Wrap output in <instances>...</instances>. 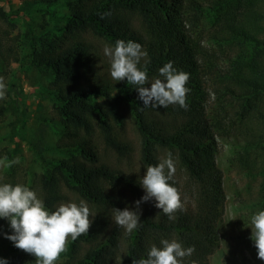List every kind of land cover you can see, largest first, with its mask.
<instances>
[{"label": "trees", "instance_id": "16d2710c", "mask_svg": "<svg viewBox=\"0 0 264 264\" xmlns=\"http://www.w3.org/2000/svg\"><path fill=\"white\" fill-rule=\"evenodd\" d=\"M33 1L62 23L40 36L25 34L33 42L28 58L50 78L43 96L51 102L54 119H41V123L57 122L59 139L54 150L60 156L41 157L45 168L29 183L21 181L13 166L7 171L0 167V185L29 187L50 212L69 198L77 205L80 201L87 204L92 226L75 241L68 239L59 264H132L147 258L153 245L162 247L163 239L176 240L185 249L195 248L183 264H196L198 254L211 256L217 247L215 225L221 193L214 164L215 135L238 142V167L257 181L250 214L236 220L235 226L247 240L252 257L244 264H264L250 239L251 218L264 211V0ZM59 3L65 11L54 14L51 8ZM0 23L7 26L0 29V58L15 59L19 37L12 33L16 23L2 7ZM89 38L113 48L117 40L139 43L147 53L138 65L147 71L149 85L145 87L150 88L156 78L163 80L159 69L173 62L175 69L190 77L187 108H143L135 85L113 80L109 68H101ZM6 75L0 69L3 82ZM4 84L0 122L9 110L17 114L15 136L26 116L25 95L15 75ZM208 90L214 113L207 118ZM127 122L136 134L144 172L170 152L178 168L200 187L192 191V183L187 184V195L196 205L194 212L178 211L169 220L150 200L141 203L140 221L131 233L115 223L114 208L135 210V202L145 195L141 177L130 168L136 147L124 135ZM31 145L40 154L37 142ZM108 155L119 164L111 163ZM5 157L10 158L0 153V159ZM227 259V264H238L235 257ZM8 264H35V259L15 256Z\"/></svg>", "mask_w": 264, "mask_h": 264}, {"label": "rangeland", "instance_id": "374dc122", "mask_svg": "<svg viewBox=\"0 0 264 264\" xmlns=\"http://www.w3.org/2000/svg\"><path fill=\"white\" fill-rule=\"evenodd\" d=\"M0 7L15 20L16 29L12 36L19 37L15 42L18 45L16 47L17 57L8 61L0 58V69L7 73L5 83L9 79L10 81L13 80L14 75L18 79L21 91L25 95L23 101L26 115L24 116V123L19 125L20 133L14 136L13 124L18 116L10 110L6 112L4 120L0 122V153L9 155L10 158H7L9 162L19 161L13 165V169L19 173L21 181L29 183L34 175L41 173L45 168L41 157L44 159L57 158L60 154L54 150L59 139L57 122L51 123L49 126L41 123V119H54L51 102L43 96L45 89L50 85V78L44 70L43 72L39 71L28 58L33 42L30 43L25 38V34L29 32L35 36H40L61 27L62 23H57L51 19L33 0H0ZM51 11L54 14L62 13L65 8L59 3L54 5ZM0 29H7V26L0 23ZM89 41L96 49L101 68L105 71L108 68L110 70V60L103 51L104 47L109 45L92 38H89ZM212 97L213 95L209 92L210 105L206 113L207 118L208 115L214 113V107L211 105ZM124 135L136 147L130 168L142 179L145 172L141 167L137 137L130 122L125 125ZM214 139V164L219 170L221 189L217 198L219 219L215 225L217 247L211 256L204 257L202 254H198L197 257L202 258L199 260L195 257V262L196 264H227L229 261L227 258L235 257L238 264L249 263L252 261V257L248 255L247 240L237 232L235 221H242L250 214L249 205L253 202L252 199L257 192V181L256 179L255 181L252 180L251 177L248 178L238 167V154L241 152L238 142L220 139L216 135ZM34 141L42 149L40 154H37L36 149L31 145ZM239 145L241 146V143ZM108 156L111 163L119 164L114 156ZM121 164L123 166L124 161ZM174 165L176 171L171 179V185L176 187L180 193L183 205L180 211L189 209L194 212L196 205L193 197L187 195V184L192 183V191L195 188L200 189V187H197V184L190 180L184 170L178 168L176 161ZM1 169L3 171L8 170L6 167H1ZM151 202H155V200L153 199ZM65 203H73L72 198H69V201ZM174 216L176 218L177 214L174 213ZM248 233L250 232H246V234ZM5 234L12 235L13 233L9 221L0 219V259L10 261L11 257L15 256H30V258L35 259L34 256L32 257V255L17 249L11 241L5 239ZM62 261L63 259L59 258L56 264Z\"/></svg>", "mask_w": 264, "mask_h": 264}, {"label": "clouds", "instance_id": "9594fccd", "mask_svg": "<svg viewBox=\"0 0 264 264\" xmlns=\"http://www.w3.org/2000/svg\"><path fill=\"white\" fill-rule=\"evenodd\" d=\"M103 19V17H101ZM104 55L110 60V76L116 81H127L135 85L138 99L143 102V108H167L169 105H179L186 109V97L190 91L186 84L189 74L174 68L173 62L166 63L159 69V75L164 79H154L149 85L147 71L138 67L147 53L142 46L134 41L117 40L114 48L105 46ZM6 85L0 78V99L5 98ZM18 160L0 159V167L10 168ZM167 170V173H166ZM172 154L154 166H148L145 175L139 183L145 195L135 202V210L114 208V221L131 233L138 227L141 203L155 200V207L162 210L169 220L175 219L174 213L183 208L178 189L169 181L175 174ZM90 210L84 201L62 203L55 211L46 210L36 192L23 185H0V219L9 221L12 235L5 234V239L14 246L35 257V264H56L61 254L66 251L68 239L75 241L79 236L89 232L92 226ZM252 234L250 239L257 250V258L264 261V211H259L251 218ZM162 247L153 245L147 253V258L133 260L132 264H183L185 257L195 252L194 247L183 248L176 240H161ZM0 264H8L0 259Z\"/></svg>", "mask_w": 264, "mask_h": 264}]
</instances>
